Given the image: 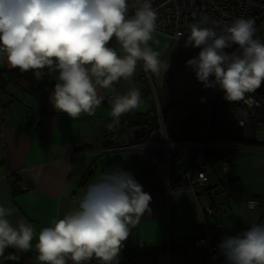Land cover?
Listing matches in <instances>:
<instances>
[{
  "label": "clouds",
  "instance_id": "1",
  "mask_svg": "<svg viewBox=\"0 0 264 264\" xmlns=\"http://www.w3.org/2000/svg\"><path fill=\"white\" fill-rule=\"evenodd\" d=\"M157 20L151 0H0V62L31 71L38 81L58 73L50 103L73 121L94 116L103 100L99 90H107L112 94L107 129L113 131L122 116L143 104L135 86L125 94L115 86L121 80L131 84L140 63L156 77L169 69L150 46ZM256 32L252 17L223 22L204 16L184 40L186 48L200 49L186 66L205 88L218 86L224 100L252 105L249 94L264 83V42L254 38ZM113 41L116 47L109 46ZM151 201L131 172L119 166L106 170L76 210L39 232L38 264H119L131 229L151 215ZM16 211L0 204V257L6 260L17 259L5 256L6 249L28 252L36 236L26 218L15 225L8 219ZM217 248L225 264H264V224L223 236Z\"/></svg>",
  "mask_w": 264,
  "mask_h": 264
},
{
  "label": "crops",
  "instance_id": "2",
  "mask_svg": "<svg viewBox=\"0 0 264 264\" xmlns=\"http://www.w3.org/2000/svg\"><path fill=\"white\" fill-rule=\"evenodd\" d=\"M109 46L116 47L115 41ZM150 46L160 53L161 60L169 64V69L160 77L148 73L153 90L147 89L142 95L141 107L122 116L120 125L113 131L107 129V124L112 122L108 115L111 104L106 100L112 94L107 90H99L103 100L94 116L82 114L74 121L66 113L54 109L50 103L51 95L40 100L23 88L0 91V103L7 108L0 133V204L17 210L8 217L13 225L24 217L32 223L36 233L31 250L20 252L8 248L5 256L15 254L17 259L0 257V264H38L35 244L39 232L52 226L53 220L76 210L87 188L96 183L103 172L116 166L131 172L149 194L161 193L168 185L167 195L164 197L162 194V197L151 201V215L141 218L131 229L130 237L135 241L141 240L145 245L169 244L170 247L165 249V253L133 258L131 262L199 264L188 244L173 243L178 239L197 238L203 233V202H198L195 195L181 184L182 174L192 166L191 155L171 154L169 160L160 149L154 154L138 155L121 149L96 152L99 142L107 135H118L122 145L133 141L134 131L144 128L140 125L135 129L127 128L133 116L154 115L157 118V111L161 110L165 115L169 140L174 143L185 118L198 114L203 89L194 71L186 66V61L191 59L190 49L180 41L155 33ZM4 69L11 68L0 62V71ZM57 75H45L43 78L54 84ZM144 75L140 63L131 84L121 80L115 86L117 93L125 94L133 86L140 90L139 80L143 81ZM242 112L239 110L237 116ZM260 121L242 128L236 124L237 127L231 126L228 133L243 141L242 147L230 149L227 153L231 161L229 170L223 171L217 160L205 161L203 166L216 192L211 202L216 206L217 216L223 225V230L214 233L217 245L223 236L242 233L251 223L264 224V125L263 120ZM233 179L243 187L241 201H236L225 188ZM12 181H16L19 189L22 186L29 189L12 194ZM175 186L179 189L173 190ZM250 200L257 202L252 211L246 206ZM207 223L212 225V220ZM174 247H177L176 251L172 252Z\"/></svg>",
  "mask_w": 264,
  "mask_h": 264
},
{
  "label": "built area",
  "instance_id": "3",
  "mask_svg": "<svg viewBox=\"0 0 264 264\" xmlns=\"http://www.w3.org/2000/svg\"><path fill=\"white\" fill-rule=\"evenodd\" d=\"M153 7L158 12L157 31L155 34L168 37L172 40L180 41L185 44V39L190 34V26L192 23L202 20L204 16L210 19H216L223 22H230L237 17H252L256 21L257 32L254 38H258L264 30V0H151ZM205 27H211L210 24H202ZM192 48L191 57L198 56L200 49ZM226 49V51H234ZM145 72V71H144ZM140 91L143 95L145 89H152L153 83L150 75L145 72L143 81L139 80ZM200 87L203 89L202 98L198 110L199 124L193 137L188 140H180L172 143L169 140V133L166 120L161 111H157V127L151 129L146 134L143 140L133 143L129 141L128 144L122 145L118 135H108L99 142V148L96 152H108L112 150H127L134 155L141 153L151 152L154 154L156 151L162 150L168 159L171 151L177 154L182 152H191L192 166L187 169L182 175V185L191 191L198 202H203L201 205L202 213L204 215L202 225V236L193 239H178L173 241L176 245L188 244L195 254L199 264H225L224 258L220 255L217 244L214 240V232L223 230V225L217 216L216 206L212 204L211 199L215 193L213 186L210 183L209 176L204 167H199L204 160V150H214L219 153L218 164L223 171L230 169V157L227 155L228 151L233 148L242 147L240 142L236 139L226 135L217 134L216 139L212 142L204 140V134L213 130L217 121V116L213 127L210 126V118L212 115L213 106L218 103V96L221 92L219 87L205 88L202 83ZM153 90V89H152ZM254 97L252 105L245 104L243 101L240 103L242 115L233 117L232 120L226 119L238 127H245L247 124H258L263 120L264 125V83L260 89L251 94ZM112 95L107 96V102L110 103ZM258 105V106H257ZM7 108L0 103V133L3 128V116ZM225 120V121H226ZM224 121H220L222 125ZM264 133V130H262ZM159 137V140L156 137ZM95 152V153H96ZM28 186H22L21 191H27ZM179 189L175 186L173 190ZM168 193V185L161 193H150L152 200L163 196ZM249 210H254L257 207V202L250 200L246 202ZM212 220V225L207 221ZM254 223L247 226L246 230ZM165 249H168L169 244H163ZM146 245L141 240L135 241L129 236L124 242V247H129L131 250H140ZM123 247V248H124ZM91 264H97V261L92 260Z\"/></svg>",
  "mask_w": 264,
  "mask_h": 264
},
{
  "label": "trees",
  "instance_id": "4",
  "mask_svg": "<svg viewBox=\"0 0 264 264\" xmlns=\"http://www.w3.org/2000/svg\"><path fill=\"white\" fill-rule=\"evenodd\" d=\"M258 38L262 42H264V30L261 32V35ZM54 86H55V83L49 84L47 81H45L44 78H42L39 81L36 80L31 71L25 72V73H21L18 69H9V70L4 69L0 71V89L3 90L2 92H4L6 88H15V89L23 88V90L27 91L35 99L45 100L49 95L53 93ZM259 89H257V91ZM146 91L147 89L143 91V96ZM223 96H224V93L221 90L218 96L219 100L217 103L218 104L217 121L215 123L213 130H209L204 134V140L208 142L214 141L216 139L217 134L226 135L228 137L232 136L230 133L222 129V125H220L219 122L221 120L225 121L226 119L232 120L233 117L235 116V113L240 109L241 102H231L230 103L224 100ZM198 124H199V121H198L197 115H195L194 117L189 116L185 118V120L182 123L181 130L179 131L178 138L180 140H188L192 138L193 134H195V131L197 130ZM139 125L144 127V129L146 130V134H148L151 131V129L157 127V118H155L154 115H151V116L146 115L143 117L133 116L131 117V119H129L127 123V128L135 129ZM144 138L145 137L141 138L140 140H143ZM156 139L159 140V137L157 136ZM138 141L139 140L137 141L133 140L132 142L135 143ZM236 141L242 143L241 141L243 140L240 141L236 139ZM203 155H204V160L202 161L199 167H203L205 164V161L215 162L218 159L219 153L214 150H204ZM15 183L16 181H12L10 184L12 194H16V192L20 190L19 187L18 188L16 187ZM225 188L229 192L230 196H233L236 201L237 200L241 201L243 199L242 198L243 197V187L237 179L228 181ZM163 247L164 245L157 246V247L152 246V245H146L145 247L137 251L134 249L131 250L129 247H124L120 254L119 264H133L131 262L133 258L142 257L146 255H156V254L158 255L161 253H165L166 250H165V247L164 248ZM176 248L177 247H174L173 249L171 248L172 252H175Z\"/></svg>",
  "mask_w": 264,
  "mask_h": 264
},
{
  "label": "water",
  "instance_id": "5",
  "mask_svg": "<svg viewBox=\"0 0 264 264\" xmlns=\"http://www.w3.org/2000/svg\"><path fill=\"white\" fill-rule=\"evenodd\" d=\"M217 109H218V104H215L213 106V110H212V115L210 118V126L213 127L214 123H215V119L217 116ZM143 134H144V128H140L134 131V136H133V140L137 141L140 140L141 138H143Z\"/></svg>",
  "mask_w": 264,
  "mask_h": 264
},
{
  "label": "rangeland",
  "instance_id": "6",
  "mask_svg": "<svg viewBox=\"0 0 264 264\" xmlns=\"http://www.w3.org/2000/svg\"><path fill=\"white\" fill-rule=\"evenodd\" d=\"M189 49H190V54H191V52H192V48H190V47H188ZM192 58V57H191ZM0 91H3L2 89H0ZM239 110H241V109H239ZM238 110V111H239ZM237 111V112H238ZM237 112H236V114H235V118H237ZM197 117H198V114H197ZM199 121V120H198ZM230 124V125H229ZM234 124H232L230 121H228V120H226V121H224L223 122V124H222V129L223 130H225L226 132H229L230 130H231V126H233ZM234 126H236V125H234ZM237 127V126H236ZM240 128V127H239Z\"/></svg>",
  "mask_w": 264,
  "mask_h": 264
},
{
  "label": "flooded vegetation",
  "instance_id": "7",
  "mask_svg": "<svg viewBox=\"0 0 264 264\" xmlns=\"http://www.w3.org/2000/svg\"><path fill=\"white\" fill-rule=\"evenodd\" d=\"M161 111V110H160ZM161 113H162V115L164 116V118H165V115H164V113L161 111ZM146 136V132L144 131V136L143 137H145ZM184 153H189L190 155H191V157H192V154H191V152H188V151H186V152H182V153H180V154H177L176 152H171L170 153V156H169V160H170V158H171V154H175V156H180V155H182V154H184ZM184 174V173H183ZM182 174V175H183ZM181 183H182V177H181ZM165 247V246H164ZM163 247V248H164Z\"/></svg>",
  "mask_w": 264,
  "mask_h": 264
}]
</instances>
